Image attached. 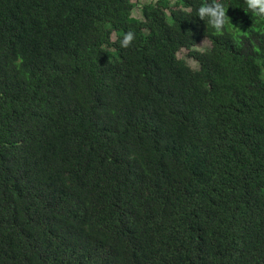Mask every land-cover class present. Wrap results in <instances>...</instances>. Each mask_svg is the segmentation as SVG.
I'll list each match as a JSON object with an SVG mask.
<instances>
[{"label":"trees","instance_id":"1","mask_svg":"<svg viewBox=\"0 0 264 264\" xmlns=\"http://www.w3.org/2000/svg\"><path fill=\"white\" fill-rule=\"evenodd\" d=\"M205 2L0 0V264H264V20Z\"/></svg>","mask_w":264,"mask_h":264},{"label":"clouds","instance_id":"2","mask_svg":"<svg viewBox=\"0 0 264 264\" xmlns=\"http://www.w3.org/2000/svg\"><path fill=\"white\" fill-rule=\"evenodd\" d=\"M246 7L251 11L254 17L264 20V0H246ZM226 13V5L222 0L205 2L197 9V16L200 20H206L207 24L217 33L221 32L228 23V16ZM135 38V33L133 31H127L120 41V46L122 48L130 47ZM261 77L264 78V70L261 72Z\"/></svg>","mask_w":264,"mask_h":264},{"label":"rangeland","instance_id":"3","mask_svg":"<svg viewBox=\"0 0 264 264\" xmlns=\"http://www.w3.org/2000/svg\"><path fill=\"white\" fill-rule=\"evenodd\" d=\"M140 5L138 3H136V8L134 9V15L140 17ZM183 55H185L183 52L180 54V57H182Z\"/></svg>","mask_w":264,"mask_h":264}]
</instances>
